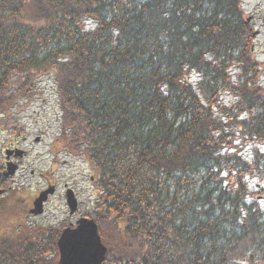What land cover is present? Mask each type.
Returning a JSON list of instances; mask_svg holds the SVG:
<instances>
[{"label":"trees","instance_id":"obj_1","mask_svg":"<svg viewBox=\"0 0 264 264\" xmlns=\"http://www.w3.org/2000/svg\"><path fill=\"white\" fill-rule=\"evenodd\" d=\"M248 17L244 0H0V127L19 134L15 109L53 76L52 149L89 166L106 262L264 264ZM60 231L1 198L0 264H58Z\"/></svg>","mask_w":264,"mask_h":264},{"label":"rangeland","instance_id":"obj_2","mask_svg":"<svg viewBox=\"0 0 264 264\" xmlns=\"http://www.w3.org/2000/svg\"><path fill=\"white\" fill-rule=\"evenodd\" d=\"M244 8L248 16L255 14L254 29L260 32L256 37L255 50L258 58L264 61V2L244 0ZM37 86L39 90L36 95L22 102L20 108L14 111L15 124L19 125L20 133L13 132L11 128L0 127V158H3L2 150L7 145L17 143L21 149L27 151L21 160L23 167L16 174L14 181L8 184V187L12 186L9 196L17 198L18 195L19 201L28 207L29 204L32 205L31 201L38 191L46 187L52 179L60 192L64 190L65 184L75 189L81 202L79 213H86L90 210L91 201L95 196L89 166L83 159L60 149L53 151L52 145L60 132L61 115L53 76L43 77ZM224 100L229 101L230 96L226 95ZM37 137L41 138L39 142H36ZM261 149L264 150V146H261ZM246 152L250 153V149ZM32 170L35 174L31 173ZM41 172L46 176L40 177L38 174ZM67 210L65 200L60 202L59 197L53 198L47 204L46 213L38 217L32 216L28 220L33 224H53L61 227L60 224L67 217Z\"/></svg>","mask_w":264,"mask_h":264},{"label":"water","instance_id":"obj_3","mask_svg":"<svg viewBox=\"0 0 264 264\" xmlns=\"http://www.w3.org/2000/svg\"><path fill=\"white\" fill-rule=\"evenodd\" d=\"M9 153L11 151L7 152ZM23 153V150H17L16 155L21 156ZM17 168V164L10 162L5 175L15 174ZM54 191V186L42 191L35 199L31 212L37 215L43 213L44 203L48 200L49 194ZM67 203L71 214L78 210V199L72 188L67 190ZM57 246L58 264H102L107 253V247L102 242L97 223L94 219L86 217L80 218L76 226L65 228L58 238Z\"/></svg>","mask_w":264,"mask_h":264},{"label":"flooded vegetation","instance_id":"obj_4","mask_svg":"<svg viewBox=\"0 0 264 264\" xmlns=\"http://www.w3.org/2000/svg\"><path fill=\"white\" fill-rule=\"evenodd\" d=\"M40 140H41V138L39 139V141H40ZM39 141H38V142H39ZM19 149H21V148L18 146L17 143H16V144L7 145V146L3 147V150H2V151H3V158H0V199H1V198H7V197H10V196H9V192L12 191V190H11V189H12V186L10 185V186L8 187V184H9L10 182H13V181H14V179L16 178V174H17L18 171L21 170V168L23 167V165L21 164V160L26 156L27 151H26L25 149H22V150H24L23 155H22V156H18V155H16V152H17V150H19ZM8 151H11V153L7 154ZM10 162H13V163L17 164V165H18V168H17L16 173H15L13 176H9V177H8V176L5 175V172L7 171V169H8V164H9ZM31 173H32V174H35V171L32 170ZM38 175H39L40 177H45V176H46V174H45L44 172H41V173L38 174ZM47 175H48V174H47ZM49 178H50V177H49ZM50 179H51V178H50ZM51 185L56 186V191H55L53 194H50V195H49L48 202L51 201L53 198H57V197H59V201L61 202L62 199L65 200V204H66V206H67V193H66V192H67V187H66V184H65L64 187H63L64 190L60 192V191L58 190L59 187L57 186V184H54V183H53V180L51 179V181L48 182V184L46 185V187H42V188L40 189V191H38L37 195L33 198V201H31V202H32V205H31V204L28 205V211H29L28 217H29V218H31L32 216L38 217V216H36V215L30 213V210H31L32 207H33L34 200H35V198L38 196V194H39L42 190H44L45 188H47V187H49V186H51ZM2 191H3V192H2ZM75 191H76V190H75ZM15 192H17V191H15ZM33 196H34V195H33ZM76 196H77V197L79 196L77 191H76ZM93 198H95V196H93ZM78 199H79V197H78ZM92 200H93V199H92ZM48 202L45 204L44 213H46V211H47V204H48ZM79 203L81 204L80 200H79ZM92 206H93V204L91 203V208H90V209H92ZM60 207H61V206L59 205L58 208H60ZM67 209H68V210H67V217L64 218L63 223L60 224V226H61V227H64V228H66V227H68V226H75V225H76V222L78 221V219H80V218H82V217H88V218H90V215H91L90 211H88V212H86V213H79L80 210H79L78 212L74 213V214H71V213H70V210H69V208H68V206H67ZM42 215H43V214H42ZM39 216H41V215H39ZM64 228H62V229H64ZM104 264H110V263L105 262Z\"/></svg>","mask_w":264,"mask_h":264}]
</instances>
